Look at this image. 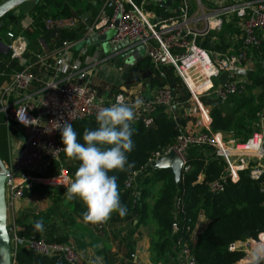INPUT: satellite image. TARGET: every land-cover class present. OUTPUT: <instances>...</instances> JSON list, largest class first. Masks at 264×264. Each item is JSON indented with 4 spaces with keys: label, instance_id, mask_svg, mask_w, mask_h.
<instances>
[{
    "label": "built area",
    "instance_id": "obj_1",
    "mask_svg": "<svg viewBox=\"0 0 264 264\" xmlns=\"http://www.w3.org/2000/svg\"><path fill=\"white\" fill-rule=\"evenodd\" d=\"M225 24H231L235 31L222 35ZM31 26L30 20L22 24L23 29ZM78 27H83V32L74 40H63L47 54L31 53L27 39L11 28L0 35V50L8 53L14 63L9 79L0 86V114L8 144L10 138H19L14 148L9 146L5 165L8 171L6 205L10 215L35 184L59 185L67 190L72 182L62 160L64 146L60 126L95 119L96 113L114 103L117 97L130 105L136 104L121 92L101 97L91 86L89 79L94 66L111 56H125L134 61L133 54L145 55L156 71L171 67L189 94L186 103L179 106L171 88L162 86L148 99L136 104L133 122L144 117L143 121L150 123L157 107L171 113L176 107L184 106L195 121L192 129L178 130L173 144L158 149L149 160L150 165L157 158L173 152L182 162V181L190 171V150L204 158H220L224 162L223 174L207 184L212 194L222 192L226 183L236 182L241 172L254 181L264 177V108L257 115L255 132L246 141L237 142L232 138L225 139L223 133L211 129L210 108L202 101V98L212 97L225 102L230 96L245 91L248 75L257 64L258 55L254 51L264 46V0H103L88 18L48 17L43 21L47 31H69ZM112 30V38L102 44L104 52L100 53L104 58L100 59L98 53L89 58V46L85 43ZM203 56L210 58L216 80L222 74L227 80L224 85L218 82L211 92L199 96L187 82L185 69ZM92 59H99V62L89 63ZM159 74L165 77L162 72ZM53 164L57 165V172L44 176ZM135 176L125 181V187L131 186ZM203 181L204 176L200 175L196 183ZM184 213L182 199L176 196L171 225L176 240L170 264H197L192 245L205 227L206 218L199 214L195 219L186 217L181 221ZM16 231L11 224L8 232L12 258L24 248L47 257L57 254L67 264H87L70 244H49L43 238L21 239ZM257 248H264V232L256 239L237 241L228 246L230 252L243 253L239 264L253 262L252 253Z\"/></svg>",
    "mask_w": 264,
    "mask_h": 264
},
{
    "label": "trees",
    "instance_id": "obj_2",
    "mask_svg": "<svg viewBox=\"0 0 264 264\" xmlns=\"http://www.w3.org/2000/svg\"><path fill=\"white\" fill-rule=\"evenodd\" d=\"M4 1L0 0V4ZM49 1L34 0L32 3L28 15L33 20L35 31L40 30L42 33H46L43 31V21L48 17L79 18L82 14V11L77 8L78 0H53L52 3ZM91 1H95L97 7H99L103 0ZM11 13L9 14L10 21L18 25L24 15L15 11ZM5 18H0V23ZM9 24L10 22L6 23L3 28L1 26L0 32L8 29ZM82 28L78 27L66 32L70 36L67 40H74L77 34L83 32ZM14 29L12 26L11 30L14 31ZM234 31L235 29L232 28L231 24H225L221 34L223 35L224 32L229 34ZM205 47L209 48V45ZM254 52L258 55L257 64L255 70L248 75L244 92L230 96L225 102H220L212 97L202 98L204 104L210 108L211 129L214 132L229 134L237 142L246 141L255 132L258 121L257 115L264 108V46ZM12 67H14V63L10 60L9 54L0 50V85L9 79ZM142 70H149L152 73L146 60L138 64L137 71ZM161 71L174 94L175 102L182 106L188 100L189 94L181 79L171 67H163ZM150 119L152 126H148L141 119L132 122L134 130L132 139L135 147L128 154V161L132 164V167L128 168L126 166L124 171L109 173L117 176L120 201L127 207L125 216L121 217L113 212L109 221L122 220L125 222L134 219L135 216L147 219L148 211L152 210L153 217L157 219V228L154 232L156 238L154 241L155 249L157 251L162 250L163 253L166 251L169 254L172 252L176 240V236L173 237L171 233L174 218V200L176 196H180L185 211L181 221L186 217L195 219L199 214L206 218L205 227L195 238L192 245L196 263L239 264L244 257L243 253L230 252L228 246L237 241L256 239L260 233L264 232V177L254 181L246 173L241 172L236 182H228L222 192L212 194L209 192L207 184L222 176L224 162L214 156L204 158L196 151L190 150L188 154L190 171L184 175L183 180L176 186L171 171L154 170L149 164V160L158 149L174 143L178 130L183 127V121L179 118L176 122L172 115L167 114L162 107H157ZM96 126L95 119L83 120L73 125L81 143H83L82 135L85 129L95 128ZM8 156L7 133L3 116L0 114V159L5 165ZM62 157L68 164L69 174L75 179V172L80 162L68 158L65 153ZM134 174L136 176L131 186L125 187V181ZM200 175L204 176V181L198 184L196 180ZM160 181L162 182L160 190L152 198L154 202L150 205L147 200L149 196H152L151 186ZM60 190V194L51 200V204L46 211L38 215H30L34 222L24 223L20 218L16 220L21 228L17 231L19 238H33L34 240L43 238L49 244L67 241L65 236L59 232V227L56 224L59 225L61 221L64 223L73 221L69 215L70 212L75 217L83 219L82 214L87 208L84 209L78 199L75 198L67 201V210L63 211L60 203L63 197H67V191L63 188ZM28 194L26 193L24 196L27 197ZM36 221H42L43 231L34 230L33 225ZM13 263L67 264L57 254L47 257L24 248H20L14 255ZM119 264H124V262L121 261ZM248 264H253V262ZM260 264H264V261H261Z\"/></svg>",
    "mask_w": 264,
    "mask_h": 264
},
{
    "label": "crops",
    "instance_id": "obj_3",
    "mask_svg": "<svg viewBox=\"0 0 264 264\" xmlns=\"http://www.w3.org/2000/svg\"><path fill=\"white\" fill-rule=\"evenodd\" d=\"M28 20L32 21V26L28 27L27 29H23L22 24ZM11 25L15 26L14 32L16 34L22 35L27 39L29 50L31 53L47 54L53 52L58 46H60L61 42L63 41V40L60 41L57 40L55 42V40L51 39L52 48L48 50L39 51L37 50V48L39 49V40L37 41L36 45H33V43L29 39V35L27 34V32L34 33V35L38 36V39H39V35H43L44 33H42V31L40 30L39 31L34 30L33 20L28 14L24 15V17L20 20L18 25L9 24L8 29L12 28ZM43 31L46 32L44 34L45 36L50 34L51 33L50 31H54V30H50V31L43 30ZM91 51H93L92 52L93 56L96 53H98L100 59L104 58L100 53V51L104 52V47L102 46V44L89 46V55ZM139 56L140 57H138L137 60L132 61L133 62L132 65L134 64L138 65L141 61L146 60V62L148 63V67H150L152 70V74L155 75L156 78H158L162 86H169V84L165 81V77L162 78L158 74L159 72H162L161 71L162 68L159 71L154 70L151 67L148 59H146L144 55H139ZM113 58H117V57L111 56L110 58H108L106 61L107 64H109L110 60ZM104 63H99V64H104ZM185 77L192 90L199 96L211 92L218 85L219 82V80H216L214 67L210 62V58H208L207 56H203L199 60H197L196 63L194 62L193 64L189 65L185 69ZM2 85L3 83L0 86ZM152 93L153 92H151L150 95ZM146 99L148 98L146 97L142 100H146ZM186 108L187 107L185 106L183 108L176 107V109L171 111V113H167V114L172 115V117L177 122L178 119L180 118L183 121V127L181 129L187 131L194 127L193 125L194 123L190 120L191 117L188 115ZM226 135L227 134L223 133V137L225 139L232 138L231 135H228V137H226ZM18 139L19 138L15 136L13 138H10L9 146H11V148H14V145L18 143ZM62 160H64L63 157ZM55 165L54 164L51 165L47 170L48 172L44 174V176H51L55 174L58 169L57 165L56 166ZM69 178L71 179L70 174H69ZM35 185L36 186H34V188L31 189V191L33 190L32 192L33 195L41 194L39 196H45V195L47 196V193H39V189L44 187L48 188V186H41L38 184ZM52 188L58 189L56 191V196L60 194L61 192L60 189H62V187L59 185L54 186ZM78 201L82 204V207L86 209V205L83 203V201L82 200H78ZM35 202L36 201H30L29 196L27 197L24 196L23 199L20 200L19 203L17 204L16 209L12 210L11 215L9 214L10 212H7L8 228H10V225L13 224L16 227L17 231L21 230L19 224L16 223V220L18 218H20L24 223H29L28 222L29 216L25 218H23V216L34 213L33 208L35 207ZM69 215L70 217H72L73 221L67 222V224H69L68 225L69 227H67L66 230L68 234L67 235L68 243L69 244L71 243L74 246V248H76V250L80 253V255L85 259L87 264H119L121 261H123L124 264H170L172 252L169 254H165L163 253L162 250L157 251L155 249V244L153 242L154 235H151V232L153 233V229H151L150 226L146 224L147 223L146 219H141L138 216H135L134 219L125 221L122 224H119L118 226L110 225L108 219L106 222H104V228H106L105 229L106 232L102 236L101 234H98L92 230V228H94V224L98 226L99 223H88L84 221V219H79L75 217L74 214L71 212L69 213ZM110 254H113V256H115L114 263H111L109 261Z\"/></svg>",
    "mask_w": 264,
    "mask_h": 264
},
{
    "label": "clouds",
    "instance_id": "obj_4",
    "mask_svg": "<svg viewBox=\"0 0 264 264\" xmlns=\"http://www.w3.org/2000/svg\"><path fill=\"white\" fill-rule=\"evenodd\" d=\"M139 104V101L136 102ZM136 104H128L121 97L108 107H102L95 116L96 127L85 129L82 140L72 123L59 127L63 148L68 158L79 161L75 179L67 186L69 200L79 198L87 210L82 214L86 222H106L113 212L121 217L127 214V207L120 201L117 176L132 167L128 154L135 147L132 136V122L135 120ZM34 230L43 231L42 221H36ZM253 264L264 260V248L252 253Z\"/></svg>",
    "mask_w": 264,
    "mask_h": 264
},
{
    "label": "rangeland",
    "instance_id": "obj_5",
    "mask_svg": "<svg viewBox=\"0 0 264 264\" xmlns=\"http://www.w3.org/2000/svg\"><path fill=\"white\" fill-rule=\"evenodd\" d=\"M34 2V0H30L27 1L21 5H19L18 7L12 9L11 11H9L10 13L12 11L15 12H20L23 15L28 14V12H30L31 8H32V3ZM50 3L53 2V0L49 1ZM95 2V1H93ZM93 2L91 0H78L77 4H78V9L82 11V14L79 17H83V18H88L89 13H92L96 10L97 4L95 2V4H93ZM7 12L2 18H5V20L0 23V27L3 25H6V23L10 24H14L12 23L10 20V13ZM12 14V13H11ZM6 30V29H5ZM4 30V31H5ZM3 31V32H4ZM3 32H0V35H3ZM51 33L48 35H39V39L37 35H34V33H30L27 32V34L29 35V39L30 41L33 43V45L37 44V41L39 40V49L37 48V50L39 51H43V50H48L52 48V44H51V39L55 40V42L58 40H67L70 36L67 35L69 31H50ZM92 52L90 53V57L92 55ZM131 58L129 57H125V56H119L117 58H113L110 60L109 64L104 63V64H96L92 70V75L89 79L91 86L97 90L98 94L101 97L104 96H112L116 93H124L125 97L127 98V100H133L135 102L140 101L144 98H148L150 97L158 88H160V86H162V84L160 83V81L158 80V78L155 77V75H153L149 70H142L140 72L137 71L138 65L137 64H129ZM91 62H99V59H92L91 61H89V63ZM146 75V76H145ZM153 92L151 95L150 93ZM193 123L195 122L193 118L190 119ZM225 134V133H224ZM229 134L226 135V137H228ZM63 162L65 163V165L68 168V165L66 163L65 160H63ZM70 172V171H69ZM72 181L74 180V177L71 176ZM162 182H158L154 185L151 186V191H152V196H149L147 202L150 203V205L153 204L154 199L152 200L153 197H155L156 193L158 192V190H160V186H161ZM43 189V190H42ZM58 189H54L52 187H48V188H40L39 189V193H47V196H39V195H33L31 190H30V194H28L30 201H36L35 202V207L33 208L34 213L30 214V215H38L41 212H44L48 209V207L51 204V200L54 199L56 197V191ZM33 195V196H32ZM46 197V198H45ZM78 200H80L79 198H77ZM69 199L63 197L61 203H60V207L62 208L63 211H66V203ZM72 200V199H71ZM44 201V202H43ZM48 206V207H47ZM30 215H24L23 218L28 217ZM131 220V219H130ZM157 219L153 217V213L152 210L148 211V218L146 219L147 221V225L150 226L151 229H153V233L151 232V235H155V231L157 228ZM129 221V220H128ZM28 222H34L32 216L29 217ZM110 225H115L118 226L119 224H122L123 221H115V222H111L109 221ZM69 224L64 223V222H59V225L56 224L57 227H59V232L61 233V235L65 236V238L67 239L66 244L68 243V234L66 232L67 227ZM106 228H104V222L103 223H99L98 226H96V224H94V228H92V230L98 234H101L102 236L105 234ZM153 242L155 241V236ZM70 245H72L70 243ZM73 246V245H72ZM74 247V246H73ZM76 249V248H75ZM167 250V247H166ZM173 250V249H172ZM168 252L165 251V254H167ZM168 256V255H167ZM109 261L111 263H114L115 260V256H113V254L109 255Z\"/></svg>",
    "mask_w": 264,
    "mask_h": 264
},
{
    "label": "water",
    "instance_id": "obj_6",
    "mask_svg": "<svg viewBox=\"0 0 264 264\" xmlns=\"http://www.w3.org/2000/svg\"><path fill=\"white\" fill-rule=\"evenodd\" d=\"M27 1L30 0H5L0 4V18H2L7 12L11 11L12 9L18 7L19 5ZM117 22L118 19H116L114 23L115 27L117 26ZM113 35H114V30L109 31L97 37H92L85 43V45L95 46L98 44H105L107 41H109L112 38ZM138 57L140 56L137 54H133L134 60H137ZM129 64H133L132 59H130ZM226 80H227V76L225 74L219 76V83L221 85H224ZM141 120H144V117H142ZM147 125L152 126L153 124L152 122H150ZM151 167L154 170L171 171L176 186L180 184L182 179V173H181L182 162L173 152H170L169 154L159 157L156 160L152 161ZM7 174L8 171L5 167V164L0 159V264H14L11 254V244H10L11 236L8 232V225H7V205H6V194H5Z\"/></svg>",
    "mask_w": 264,
    "mask_h": 264
}]
</instances>
